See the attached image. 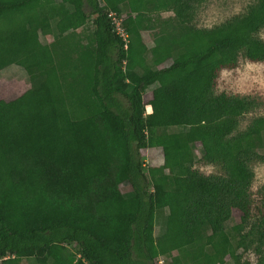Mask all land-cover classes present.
<instances>
[{
	"label": "trees",
	"instance_id": "16d2710c",
	"mask_svg": "<svg viewBox=\"0 0 264 264\" xmlns=\"http://www.w3.org/2000/svg\"><path fill=\"white\" fill-rule=\"evenodd\" d=\"M190 1L0 0V71L30 82L0 99V264H264V115L240 130L254 101L214 92L241 57L264 62V0L213 28Z\"/></svg>",
	"mask_w": 264,
	"mask_h": 264
},
{
	"label": "rangeland",
	"instance_id": "374dc122",
	"mask_svg": "<svg viewBox=\"0 0 264 264\" xmlns=\"http://www.w3.org/2000/svg\"><path fill=\"white\" fill-rule=\"evenodd\" d=\"M257 1L191 0L188 22L197 28H213L235 16L244 14ZM161 16L167 19L172 17L173 13L172 11L165 10L161 12ZM144 34L146 42L151 45V35L148 31L144 32ZM256 35L264 40V27ZM156 63L160 64V60L157 59ZM29 87L28 74L21 66L14 64L0 71V99H15ZM153 88L154 85H151L146 89L144 94L146 100L151 96ZM214 92L216 94L224 92L228 95L240 96L254 101V107L240 118L239 129L244 130L253 117L264 115V62H253L241 57L236 68L221 70ZM145 111L146 113H150L151 108L146 106ZM142 156L146 171L149 164L153 163V161L157 162L162 158V149L159 146L148 148L146 151H142ZM249 166L254 172L250 193L253 199L254 211H256L264 196V160L255 157L249 161ZM196 167L205 174H224L223 167L220 164L201 161L196 164ZM118 180L122 191L128 190L126 176L122 174L118 177ZM239 218L240 212L235 210L234 221L230 222V225L238 223ZM175 235L180 246L188 245L194 241L192 234L188 230L180 231ZM227 239V237L224 238V240ZM242 259H249L255 262L256 255L253 249L244 252Z\"/></svg>",
	"mask_w": 264,
	"mask_h": 264
},
{
	"label": "built area",
	"instance_id": "2783aa9c",
	"mask_svg": "<svg viewBox=\"0 0 264 264\" xmlns=\"http://www.w3.org/2000/svg\"><path fill=\"white\" fill-rule=\"evenodd\" d=\"M118 31L124 35V30H122L120 27H118Z\"/></svg>",
	"mask_w": 264,
	"mask_h": 264
},
{
	"label": "clouds",
	"instance_id": "9594fccd",
	"mask_svg": "<svg viewBox=\"0 0 264 264\" xmlns=\"http://www.w3.org/2000/svg\"><path fill=\"white\" fill-rule=\"evenodd\" d=\"M149 113V112H148ZM151 113V112H150Z\"/></svg>",
	"mask_w": 264,
	"mask_h": 264
}]
</instances>
